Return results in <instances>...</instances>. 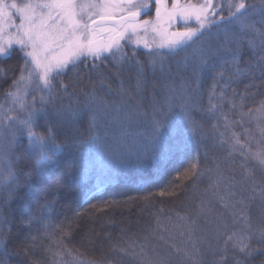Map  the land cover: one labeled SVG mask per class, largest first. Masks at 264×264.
Instances as JSON below:
<instances>
[{"label": "trees", "instance_id": "16d2710c", "mask_svg": "<svg viewBox=\"0 0 264 264\" xmlns=\"http://www.w3.org/2000/svg\"><path fill=\"white\" fill-rule=\"evenodd\" d=\"M246 2L257 3L258 0ZM155 8L152 1L150 10L143 18L154 17ZM222 14L227 15V10ZM262 18L264 13L254 15L252 20L257 22L258 28L264 29V25L259 23ZM181 27L178 24L177 29ZM248 35L253 36L251 33ZM228 39H232L231 34ZM255 40L258 45L255 50L250 48L247 39L241 41L238 48L241 68L249 64L259 65L264 50L259 47L260 39L256 37ZM223 44L224 34L213 37L210 42L209 69L205 71L200 82L199 107L192 111V119L196 122L195 134L198 135L196 140H188L184 132L172 129V133L156 147H151L149 143L145 145L142 155L135 152V144L129 145L130 148L122 154L117 164L100 158L95 150L81 154L74 143L76 139L88 135L91 110L84 108V92L95 88L98 95L109 101L113 94L121 96L119 90L123 81L125 91L121 97L135 103L139 110L148 115L151 109L149 100L154 99L158 107L164 105L167 85L173 79L178 84L181 77L191 74V68L186 70L181 64L169 60L171 63L166 67L153 69L148 64L150 57L145 54L146 50L140 47L136 51V59L144 65L146 78L141 92H137L135 86L137 69L134 61L132 64L124 62L117 68L115 62L109 58L99 62L100 68L94 71L91 68L92 61L89 60L87 68L81 63L78 76L69 71L66 75L57 77L54 81L55 99L49 98L45 105L46 114H41L33 127L38 135L47 136L51 131L52 138L64 145L60 153H47L55 162L54 166L44 175L38 173L37 154L27 150L26 131L23 134L18 133L14 144L10 131L5 130L0 137V156L7 153L18 177L17 181L7 187H0V264H69L71 256L64 251L65 248L70 249L73 255L93 260L97 264H139L137 257L113 250V246L126 248L131 253L139 252L140 246L145 245L149 254L155 246L159 249L158 252L164 254V246L174 239V234L178 231L189 230L191 227L193 239H200L204 231L215 232L221 218H227V211L222 205L211 206L210 202L206 204V212L201 220L198 215L201 202L206 201L209 193L213 191L217 166L223 175L238 176L247 185L253 181L259 191H264V171L256 161L251 158L246 160L240 154L248 149L256 151L257 142L261 139L256 122H250L248 118L241 122V109H232L228 103L229 99L239 103L240 96H232L235 89L238 94H245L242 111H255L260 101L264 100V74L257 67L249 74L234 77L225 90L223 107L218 110V114L210 116L205 111L209 107V92L215 74L224 72V80L218 81V85H223L234 72L231 53H217ZM230 46L237 49L235 44ZM125 51L131 56L133 48L126 45ZM22 63V53L17 47H13L7 58L0 59V70H3L0 72V105L5 109L9 107L5 93L12 90L10 85L18 78ZM97 71H103L108 77L103 87L99 84ZM117 71L120 72L119 77L115 75ZM61 82L68 85L67 93L60 90ZM109 85L111 93L108 90ZM220 91L218 86L216 92ZM161 92L163 96L160 95ZM34 96L36 107L39 108L40 95ZM32 97L33 95L27 97L29 106ZM213 102L219 105V97ZM69 107L80 109L79 114L73 117L67 111ZM61 110H64L63 115L59 114ZM220 112L228 115L233 122L230 129L225 128ZM8 114L21 118L26 115L19 110ZM2 118L0 115V119ZM15 127L17 125L14 124L13 128ZM246 129L254 134L251 142L244 135ZM99 131L103 136L105 132L115 135L122 130L104 125L99 119ZM232 132L239 135L247 148L238 149L229 155ZM221 133H224L223 138ZM192 164H197L203 173L195 182L185 174V169L190 170ZM208 169H212V172L209 173ZM7 170V165L0 160V174H6ZM232 173L234 175H230ZM162 190L166 193L164 196L160 195ZM181 216H187L189 221L195 219V225L181 220ZM158 218L160 226L157 224ZM260 225L261 223L256 227ZM160 236L164 240H160ZM130 244L135 247H129ZM256 244L253 240V247ZM206 248L201 251V258L198 257L202 264H235L236 257L243 259L234 250L226 253L218 250L213 253ZM57 252L63 255L58 256ZM222 255H226L227 259L221 262ZM182 263L185 264L178 259L173 261V264ZM245 264H264V254L246 259Z\"/></svg>", "mask_w": 264, "mask_h": 264}, {"label": "snow or ice", "instance_id": "6c2138e0", "mask_svg": "<svg viewBox=\"0 0 264 264\" xmlns=\"http://www.w3.org/2000/svg\"><path fill=\"white\" fill-rule=\"evenodd\" d=\"M154 2L156 5L154 18L140 20L139 18L146 15L150 10L152 0H21V2L0 0V59L7 58L13 47L19 48L23 59L20 74L10 85L12 90L5 93L9 107L5 109L3 105H0V115L3 117L0 119V137L3 136L5 130H8L14 144L18 133L23 134L26 131L27 150L37 154L36 164L40 175H44L55 163L48 157L47 153L49 151L60 153L63 151L64 145L57 143L52 138L51 131L47 136L38 135L33 130L34 124L41 114H46L45 105L49 98L55 99L56 85L54 81L57 77L66 75L69 71L78 76L81 63L87 68V62L91 60V68L95 71L100 68L99 62L109 58L115 62L117 68L122 66L124 62L132 64L134 61L137 69L135 86L137 92H141L146 83L145 67L136 59V51L141 45L146 50L145 54L150 57L148 64L153 69L158 63L163 68L165 59L176 57L183 52L185 54L182 62L183 67L186 70L190 67L191 74L181 77L178 84L173 79V82L167 85L164 105L161 109L154 111L166 108L165 117L167 118L178 109L188 123L192 125L193 132L196 122L192 119V111L199 107L200 82L205 71L209 69L210 42L213 37H219L220 34L225 35V44L221 45L217 53L221 51L231 53L234 72L223 85H218V81L224 80V72L220 71L215 74L214 83L209 92V107L205 109L207 114L216 116L218 110L222 109L225 90L234 77L249 74L257 67L264 74V52L260 56L259 65L249 64L245 68H241L238 58V48L244 39H247L250 48L255 50L258 47L255 38L258 37L260 39L259 47L264 50V29L258 28L257 22L252 20L254 15L264 13V0H258L257 3H248L246 0H202L199 4H193L191 0H187L186 3H181V0H172L171 8L167 6V0H154ZM225 9L227 15L222 14ZM218 13L220 14L218 15ZM17 19L19 24L16 23ZM192 23H195L196 27H190L189 25ZM259 23L264 25V18ZM176 24H180L182 27L172 30ZM5 26L9 30L15 29V33H10L6 40L4 38ZM249 33L253 36L249 37ZM229 34H231V40L228 39ZM231 44L237 45V49H233ZM126 45L133 48L131 56L125 51ZM2 71L0 70V72ZM96 74L99 77L100 86L103 87L107 83V75L103 71H97ZM115 75L119 77L120 72L117 71ZM218 86L221 88L219 93L216 92ZM59 88L67 93L68 85L61 82ZM80 90L83 92V88ZM108 90L111 93L110 85ZM119 91L123 96L125 91L123 81H121ZM33 92L41 93L39 96L41 106L39 108L36 107L35 96L32 97L31 106L27 103V97ZM236 95L240 96V101L237 104L234 99H229L230 107L241 109L239 112L241 122L245 118H248L250 122L255 121L261 137L260 141L257 142L256 151L248 149L241 151L240 154L246 160L251 158L256 161L261 170L264 171V100L260 101L255 111L249 109L248 112H244L242 109L245 94H238L233 89L232 96L235 97ZM84 96V108L91 110L88 135L76 139L74 143L79 147L81 154L95 150L96 155L100 158L111 159L116 153L108 152L105 149L104 141L108 134L107 132L103 136L100 134L99 117L101 112L107 114V110L113 105H110L102 95H98L95 88L90 92H84ZM217 96L220 100L219 105L213 102ZM177 100L180 102L176 103ZM122 104L123 101L115 104L117 116L113 117V120L119 118ZM15 110L26 113V115L21 118L8 114ZM63 111L61 110L59 114L63 115ZM67 111L76 117L80 109L69 107ZM135 114L138 113L124 111V117L128 120ZM219 114L224 120L225 128L230 129L233 122L230 121L228 115L222 112ZM14 124L17 127L13 128ZM151 126V135L148 136V141L151 147H156L161 138L164 121L156 119L154 115ZM123 134L122 132L121 135ZM244 135L249 142L254 139V134L247 129ZM223 136L224 133H221L222 138ZM246 148L247 145L241 141L239 135L232 132L229 155L238 149ZM0 160L7 165L8 169L6 174H0V187H7L17 181L18 177L7 153L0 156ZM207 171L211 173L212 169ZM216 171L214 185L219 187L225 177L219 166H217ZM185 174L193 182L203 175L197 164H192L190 170L185 169ZM212 186L210 185V187ZM225 187L227 188L228 185ZM165 194L163 190L160 192L161 196ZM227 195L230 198L227 202H225L224 197H219L222 206L231 210L234 223L240 217L243 218V222L240 228L231 231L226 236L221 250L226 253L227 246L231 244L232 249L243 257V259L236 257L235 264H245L246 259H251L257 254H264V220L260 226L253 227L250 218L244 214L243 210L236 208L237 203L243 205L244 201H232L231 197H235V192H228ZM260 195L264 199V191H261ZM206 204V201L201 202L198 215L205 214ZM160 211L163 212V209ZM180 219L190 225L196 223L195 219L189 221L187 216H181ZM157 224L160 226L159 218ZM220 225L224 229L228 228V224L222 218ZM220 225L215 229L217 240L225 235L221 231ZM159 239L164 240V237L160 236ZM188 239L191 241L190 248H179L174 244H169L172 251L164 254L158 252L153 246L152 254L149 255L145 250V245L140 246L139 252L129 253L126 248L117 245L113 246V250H118L124 255L137 257L139 264H173L174 256L191 261V264H202V260L198 259L202 253L196 240L192 237L191 227L189 228ZM253 240L257 242L255 247L252 245ZM204 242L205 238L201 237L200 243ZM129 247L134 248L135 245L130 244ZM209 247H211L210 243ZM212 250L215 253L216 249L213 248ZM64 251L71 256L69 264H97L93 260L73 255L70 249L65 248ZM56 255L61 256L63 253L57 252ZM226 259V255L220 257L221 262Z\"/></svg>", "mask_w": 264, "mask_h": 264}, {"label": "rangeland", "instance_id": "374dc122", "mask_svg": "<svg viewBox=\"0 0 264 264\" xmlns=\"http://www.w3.org/2000/svg\"><path fill=\"white\" fill-rule=\"evenodd\" d=\"M154 1V0H152ZM17 2H21V0H17ZM186 0H181V3H186ZM192 2V1H191ZM202 0L199 2H192L193 4H199ZM155 3V2H154ZM167 6L171 8L172 6V0H167ZM154 18V17H152ZM152 18H141L140 20H148ZM16 23L19 24V20H16ZM178 25V24H176ZM176 25L173 26L172 30H177ZM190 25H193L192 27H196L195 23H192ZM10 33H15V29L9 30L7 26H5V33L4 38L7 39L8 35ZM143 35V33H141ZM151 38V37H149ZM143 48V46H140ZM184 53L181 52L176 57H170L165 59L163 67H166L167 64L171 63L169 60H173L172 62H177L182 65L183 67V58ZM159 68H162L161 65L158 63L155 66L156 70H159ZM163 70V69H162ZM165 72V70H163ZM160 72V71H159ZM41 95L39 92H33L31 95L34 96ZM154 95V93L152 94ZM156 95V92H155ZM160 95L163 96L162 92ZM167 93H165V96ZM122 104V110L119 113V118L116 120H113V117L117 116V112L115 110V104L121 103ZM110 105H113L111 108L107 110V114L104 112L100 113V121L104 125H109L110 127H117L119 132H116L115 135L108 134L107 139L104 141L105 143V149L108 152H115L116 155L109 159L105 157V160L108 162H111L112 164H117L119 162V158L121 160L122 154L124 152H127L130 148L129 145L135 144V152L142 155L143 154V147L149 143L148 136L151 135V121L153 119V116L155 115V118L158 120L164 121V126L162 129L161 138L159 140V143L162 142L164 139L167 138L169 134L172 133V129L184 132L186 135V138L188 140L195 141L198 137L197 134H195V131H192V125L188 123V121L185 119L183 114L181 112L175 111L172 115L165 117V112L167 111L166 108L160 110V111H154L155 109H161L162 106H156L155 100H149V105H151V109L149 110V114H144L135 103H132L129 99L122 98L120 95L113 94L110 100L108 101ZM131 111L133 113H138L132 116L130 120L125 119L124 117V111ZM111 121V122H109ZM124 133L121 135V133ZM150 145V144H149ZM154 148V147H153ZM103 171V170H102ZM230 175H234L233 173ZM225 179L223 182L220 183L219 187H216L215 185L212 187L213 191L209 193L206 202L207 205L210 202L209 205L214 206L222 205L221 200L219 197H224L225 202L229 201V196L227 195L228 192H235V197H231L232 201H240L243 200V205L237 203L236 208L242 209L244 214L250 218V223L253 227H256L257 224H260L262 220H264V199H262L259 191V189L254 185L253 181H251L248 185L244 184V180L240 179L238 176H226L224 175ZM216 179V176L214 180ZM225 185H228L226 188ZM206 205V206H207ZM223 207V206H222ZM224 208V207H223ZM226 212L227 218L224 220L228 224V228L224 229L222 225L221 231L225 233L224 236H221L218 240L216 239V232H213L212 230H208V232L204 231L201 237L205 238L204 243H200V239H196L197 246L199 247L200 243V250H205L204 246H209V243L211 244V247L206 248L210 251H213L212 249L215 248L216 251H220L224 244V239L228 234L231 233V231L240 228L242 226L243 218L240 217L239 219H236V222L234 223V217L232 216L231 210L224 208ZM205 214H200V220L201 216ZM211 229V228H210ZM210 231V232H209ZM183 233V235H181ZM189 230L185 231H178L176 234H174V239L169 241V243L164 246L165 252H170L172 249L169 247V244H174L176 247L179 248H190L191 247V241L188 239ZM192 237L193 233H192ZM204 247V248H203ZM219 247V248H218ZM233 251L231 244L227 246V251ZM159 251V249H157ZM149 253V252H148ZM151 253V252H150ZM152 254V253H151ZM149 254V255H151ZM162 254V253H161ZM201 258V257H200ZM175 259H178L180 261H184L185 264H191V261L182 260V257L174 256L173 261ZM137 262L139 263V259L137 258ZM183 264V263H182Z\"/></svg>", "mask_w": 264, "mask_h": 264}, {"label": "water", "instance_id": "95a60500", "mask_svg": "<svg viewBox=\"0 0 264 264\" xmlns=\"http://www.w3.org/2000/svg\"><path fill=\"white\" fill-rule=\"evenodd\" d=\"M142 17H143V15L139 19H141Z\"/></svg>", "mask_w": 264, "mask_h": 264}, {"label": "flooded vegetation", "instance_id": "af4514ba", "mask_svg": "<svg viewBox=\"0 0 264 264\" xmlns=\"http://www.w3.org/2000/svg\"><path fill=\"white\" fill-rule=\"evenodd\" d=\"M142 18H143V17H142ZM177 26H178V25H176V29H177Z\"/></svg>", "mask_w": 264, "mask_h": 264}]
</instances>
